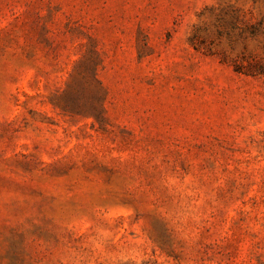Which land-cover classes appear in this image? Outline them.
<instances>
[{"label":"rangeland","instance_id":"rangeland-1","mask_svg":"<svg viewBox=\"0 0 264 264\" xmlns=\"http://www.w3.org/2000/svg\"><path fill=\"white\" fill-rule=\"evenodd\" d=\"M0 264H264V0H0Z\"/></svg>","mask_w":264,"mask_h":264}]
</instances>
